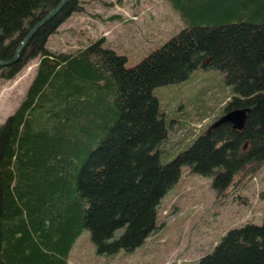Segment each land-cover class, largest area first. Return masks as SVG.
<instances>
[{
	"label": "trees",
	"instance_id": "16d2710c",
	"mask_svg": "<svg viewBox=\"0 0 264 264\" xmlns=\"http://www.w3.org/2000/svg\"><path fill=\"white\" fill-rule=\"evenodd\" d=\"M169 1L184 28L133 66L103 36L73 51L49 47L78 0L0 66L9 80L38 58L22 101L0 124V264H68L85 230L97 254L133 252L157 228L182 166L212 177L220 196L242 168L264 164V0ZM60 2L0 0V60L13 59ZM201 67L231 88L216 121L248 108L244 127L211 125L171 153L162 147L174 118L155 89ZM193 264H264V218L229 229Z\"/></svg>",
	"mask_w": 264,
	"mask_h": 264
},
{
	"label": "rangeland",
	"instance_id": "374dc122",
	"mask_svg": "<svg viewBox=\"0 0 264 264\" xmlns=\"http://www.w3.org/2000/svg\"><path fill=\"white\" fill-rule=\"evenodd\" d=\"M74 11L49 38L54 51H73L103 36L108 46L127 56L128 67L177 34L185 23L169 0H78ZM38 58L14 78L0 76V124L20 104L35 75ZM1 73V70H0ZM231 88L223 74L198 68L185 80L159 86L160 109L174 118L163 149L186 148L210 129L230 99ZM163 154V158H166ZM246 166L220 196L212 177L182 166L179 181L167 191L158 207L155 231L133 252L97 254L85 230L71 251L68 264H193L211 252L231 228L264 218V164Z\"/></svg>",
	"mask_w": 264,
	"mask_h": 264
},
{
	"label": "water",
	"instance_id": "95a60500",
	"mask_svg": "<svg viewBox=\"0 0 264 264\" xmlns=\"http://www.w3.org/2000/svg\"><path fill=\"white\" fill-rule=\"evenodd\" d=\"M68 0H61V2L53 8L51 11H49L46 15H44L27 33L25 38L21 41V43L18 45L17 50L15 52V55L13 59L3 61L0 60V66L9 65L15 61H17L23 51V49L26 47L29 40L33 37L35 32L44 25L47 21L51 20L54 16H56L59 11L64 7L65 3ZM249 109L248 108H235L231 111L226 112L215 124H219L221 122H230L233 124L235 128L241 129L244 127L246 117L248 115Z\"/></svg>",
	"mask_w": 264,
	"mask_h": 264
},
{
	"label": "flooded vegetation",
	"instance_id": "af4514ba",
	"mask_svg": "<svg viewBox=\"0 0 264 264\" xmlns=\"http://www.w3.org/2000/svg\"><path fill=\"white\" fill-rule=\"evenodd\" d=\"M232 124V123H231ZM233 125V124H232ZM234 127V126H233ZM235 128V127H234Z\"/></svg>",
	"mask_w": 264,
	"mask_h": 264
}]
</instances>
